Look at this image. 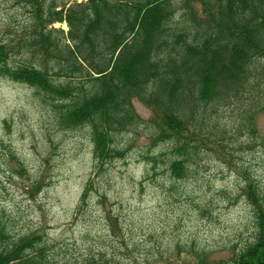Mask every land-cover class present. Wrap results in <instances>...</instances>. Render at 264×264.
Returning a JSON list of instances; mask_svg holds the SVG:
<instances>
[{"label":"trees","instance_id":"16d2710c","mask_svg":"<svg viewBox=\"0 0 264 264\" xmlns=\"http://www.w3.org/2000/svg\"><path fill=\"white\" fill-rule=\"evenodd\" d=\"M8 1L27 23L0 32V77L35 90L60 128L90 127L99 172L125 155L114 136L144 122L134 102L153 113L154 143L173 142L176 178L204 152L231 162L242 135H256L264 113V0ZM237 170L256 232L231 260L200 255L195 264H264V196L246 169ZM43 186L36 182L32 194ZM9 239L0 225V264H52L37 248L39 234Z\"/></svg>","mask_w":264,"mask_h":264},{"label":"rangeland","instance_id":"374dc122","mask_svg":"<svg viewBox=\"0 0 264 264\" xmlns=\"http://www.w3.org/2000/svg\"><path fill=\"white\" fill-rule=\"evenodd\" d=\"M26 23L13 2L0 0L1 33L8 25L17 29ZM55 28L68 31L66 24ZM134 107L144 122L114 136V147L125 155L99 172L93 164L90 127L60 128L51 107L35 90L0 77V225L10 236L9 244L37 233L42 237L37 248L52 264H195L200 255L221 262L244 249L256 231L237 169H246L264 196V113L256 119V135L245 133L232 146L231 162L204 152L180 179L170 170L178 158L171 152L173 142L155 144L148 128L152 111L139 102ZM37 131L44 142L40 151ZM12 155L23 163L24 171ZM122 169L133 173L138 169L150 186L137 182L135 205L109 201L93 189L99 181L110 190L108 181L123 179ZM85 175L89 179L81 189L78 181ZM41 180L44 186L32 194L33 185ZM88 185L98 198L88 197L79 209ZM217 185L222 187L213 191ZM191 191L200 195L187 196L177 207L178 194ZM128 199H133L131 193ZM176 211L179 216L174 217ZM162 212L168 213L164 220L159 219ZM3 245L0 242V248Z\"/></svg>","mask_w":264,"mask_h":264},{"label":"clouds","instance_id":"9594fccd","mask_svg":"<svg viewBox=\"0 0 264 264\" xmlns=\"http://www.w3.org/2000/svg\"><path fill=\"white\" fill-rule=\"evenodd\" d=\"M34 131L36 130V126H34ZM41 133L39 131H37V135H36V139L38 141L37 144V151H40L41 148L43 147V140L40 139ZM25 145L28 144V141L25 140L24 141ZM93 164H96V161H93ZM145 169H147L148 165H144ZM122 174H123V179H121L120 181L116 182L115 178L113 177V179L111 181H108L109 185H110V190L109 188H106L104 186H102V184L99 181H96L93 183V189L100 192V193H104L108 196L109 201L112 200H119L121 203H131L133 205H135L136 200H135V196H136V186H137V182H142L143 186L145 188H149V184L147 181L143 180V177L141 176V173L139 172V170L137 169L134 173L131 172L129 169H122ZM148 175H151L150 173ZM89 179V177L87 175L85 176H81L80 181H78V183H80L81 185V189L83 188L84 184L86 183V181ZM157 183H159V180L157 179L156 181ZM165 188H167V185L164 186ZM222 187V185H217L216 188L213 189V191H216V189ZM150 191L155 192L156 189L154 188H150ZM131 193L133 199L129 200V194ZM200 192H196V191H191V192H186L183 194H178L177 199L180 201L179 205H176L177 207L183 206V202L185 201V199L187 198V196H199ZM89 198L90 200H95L98 197L93 196L92 195V191H89ZM196 203H200L199 200L195 201ZM140 207H143V205H141ZM113 214H115V209H113ZM168 215L167 212H162L159 214V219L160 220H164V217ZM173 216H179V212L176 211L173 213Z\"/></svg>","mask_w":264,"mask_h":264}]
</instances>
